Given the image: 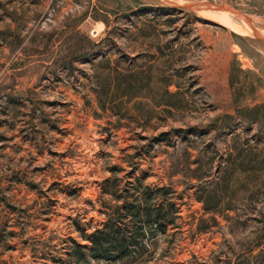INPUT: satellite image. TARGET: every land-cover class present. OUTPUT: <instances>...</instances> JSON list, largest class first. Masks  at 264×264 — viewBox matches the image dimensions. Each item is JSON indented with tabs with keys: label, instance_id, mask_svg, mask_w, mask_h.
<instances>
[{
	"label": "rangeland",
	"instance_id": "374dc122",
	"mask_svg": "<svg viewBox=\"0 0 264 264\" xmlns=\"http://www.w3.org/2000/svg\"><path fill=\"white\" fill-rule=\"evenodd\" d=\"M195 1L0 0V264H264V0ZM162 184L150 257H75Z\"/></svg>",
	"mask_w": 264,
	"mask_h": 264
},
{
	"label": "trees",
	"instance_id": "16d2710c",
	"mask_svg": "<svg viewBox=\"0 0 264 264\" xmlns=\"http://www.w3.org/2000/svg\"><path fill=\"white\" fill-rule=\"evenodd\" d=\"M160 9L164 10V13L178 11V8L170 5H162ZM125 76L123 80L125 84L121 86L124 91L122 93L130 95L133 93L131 91L136 88V81L142 76L139 75L138 71ZM121 81L122 79H119L115 84L117 90L120 89L118 87H120ZM170 84V80L165 81V92L170 95L177 94V89L170 90L168 88ZM96 91L100 101V96L103 93V87L100 83ZM195 169L193 168V170ZM169 187L166 184L155 186L154 188L144 186L143 190L137 189L131 194V198H127L123 202L108 204V209L105 210L106 217L100 226L93 228L89 232L77 226L80 235L89 242L82 243L71 237L75 257L85 260L90 257L96 259L130 257L136 261L150 257L149 244L138 241L148 230L142 228V226L133 228V224L130 222L147 221L155 224L154 233L157 230L164 232L168 223L175 222L179 211V206L176 205L171 197L167 196V188ZM156 199H159V201H156ZM202 199L205 202V209H212L213 204L205 198Z\"/></svg>",
	"mask_w": 264,
	"mask_h": 264
},
{
	"label": "water",
	"instance_id": "95a60500",
	"mask_svg": "<svg viewBox=\"0 0 264 264\" xmlns=\"http://www.w3.org/2000/svg\"><path fill=\"white\" fill-rule=\"evenodd\" d=\"M201 2H209V1L202 0V1L188 2L187 4L191 6H195V5L201 4ZM257 35H259V33Z\"/></svg>",
	"mask_w": 264,
	"mask_h": 264
}]
</instances>
